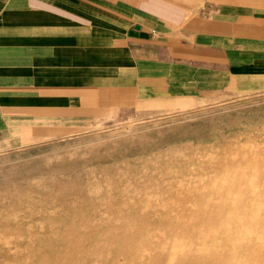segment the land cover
<instances>
[{
	"label": "rangeland",
	"instance_id": "374dc122",
	"mask_svg": "<svg viewBox=\"0 0 264 264\" xmlns=\"http://www.w3.org/2000/svg\"><path fill=\"white\" fill-rule=\"evenodd\" d=\"M0 264H264V92L0 152Z\"/></svg>",
	"mask_w": 264,
	"mask_h": 264
},
{
	"label": "crops",
	"instance_id": "0c3cea01",
	"mask_svg": "<svg viewBox=\"0 0 264 264\" xmlns=\"http://www.w3.org/2000/svg\"><path fill=\"white\" fill-rule=\"evenodd\" d=\"M264 92V0H0V152Z\"/></svg>",
	"mask_w": 264,
	"mask_h": 264
},
{
	"label": "bare ground",
	"instance_id": "6f19581e",
	"mask_svg": "<svg viewBox=\"0 0 264 264\" xmlns=\"http://www.w3.org/2000/svg\"><path fill=\"white\" fill-rule=\"evenodd\" d=\"M240 197H242V196H240ZM251 200H252V199H251ZM252 201H253V200H252ZM252 201H251V202H252ZM236 202H237V201H236ZM253 202H254V201H253ZM235 207H237V205H236ZM237 208H238V207H237ZM239 208H241V206H240ZM241 209H242V208H241ZM224 212L226 213V211H224ZM224 212H222V213H224ZM227 212H228V210H227ZM242 212H243V211H242ZM242 214H244V212H243ZM222 215H224V214H222ZM234 215H235V214H234ZM240 215H241V214H240ZM244 215H245V214H244ZM225 218H226V217H225ZM222 219H224V218L222 217ZM244 219H246L245 216H244ZM244 219H243V220H244ZM247 219H248V218H247ZM241 220H242V218H241ZM232 223H233V222H232ZM234 224H235V223H234ZM246 224H247V223H246ZM232 229H233V228H232ZM198 255H199V254H198ZM205 256L208 257L207 255H205ZM205 256H204V257H205ZM213 257H214V256H213ZM215 257H216V256H215ZM207 259H208V258H207Z\"/></svg>",
	"mask_w": 264,
	"mask_h": 264
}]
</instances>
